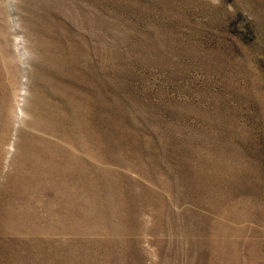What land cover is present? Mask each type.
<instances>
[{
  "label": "rangeland",
  "instance_id": "obj_1",
  "mask_svg": "<svg viewBox=\"0 0 264 264\" xmlns=\"http://www.w3.org/2000/svg\"><path fill=\"white\" fill-rule=\"evenodd\" d=\"M0 264H264V0H0Z\"/></svg>",
  "mask_w": 264,
  "mask_h": 264
}]
</instances>
